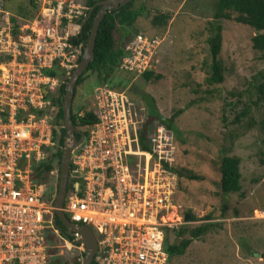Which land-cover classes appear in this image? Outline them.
Listing matches in <instances>:
<instances>
[{
  "label": "built area",
  "instance_id": "obj_1",
  "mask_svg": "<svg viewBox=\"0 0 264 264\" xmlns=\"http://www.w3.org/2000/svg\"><path fill=\"white\" fill-rule=\"evenodd\" d=\"M40 1L27 22L0 0V264H63L43 242L47 228L75 250L68 264H75L72 258L82 263L84 225L97 240L92 263L166 264L167 229L176 225L166 216L177 214L176 175L168 168L173 134L157 124L150 151H142L138 130L147 114L124 88L98 84L93 106L76 112H91L95 121L70 157L62 211L74 229L56 219L64 232L53 223L59 166L45 180L38 171L56 144L54 99L64 83L59 72L68 78L78 63L83 43L71 38L85 14L73 0ZM158 45V38L133 35L119 70L132 75L152 70ZM47 69L56 74L47 75Z\"/></svg>",
  "mask_w": 264,
  "mask_h": 264
},
{
  "label": "rangeland",
  "instance_id": "obj_2",
  "mask_svg": "<svg viewBox=\"0 0 264 264\" xmlns=\"http://www.w3.org/2000/svg\"><path fill=\"white\" fill-rule=\"evenodd\" d=\"M4 1L7 10L27 22H31L33 14L40 9L37 0ZM73 1L85 14V0ZM216 2L136 0L134 6H144L145 12L131 27H117L114 32L115 41L121 44L129 35L138 33L159 39L152 70L162 76L160 80L145 82L140 75L121 70L115 75L127 82L121 88L144 107L145 114L147 109L138 96L140 92L150 94L164 116L184 110L175 119L179 134H173L170 166L202 176L201 180H190L174 172L173 198L177 214L166 216V220L176 224L167 229L169 243L189 237L187 231L202 223L213 224L206 234L193 240L183 255L171 258L166 264H264V104H254V86L264 61L252 48L251 39L256 34L253 28L221 19L218 58L224 81L206 83L211 63L208 25L213 20ZM157 13L170 16L165 26L151 24V18ZM59 75L67 84L69 77L62 70ZM96 86L95 73H87L76 87L72 102L74 112L93 106ZM50 95L55 97V94ZM246 108H250L248 115L240 116ZM236 116L240 118L238 123L234 122ZM225 154L240 158L241 194H224L219 189L218 162ZM186 213L192 220L189 217L187 222L179 221ZM206 216L210 217L208 221H205ZM180 228L186 231L176 237ZM43 239L54 260H68L71 253H75L53 229H45Z\"/></svg>",
  "mask_w": 264,
  "mask_h": 264
},
{
  "label": "trees",
  "instance_id": "obj_3",
  "mask_svg": "<svg viewBox=\"0 0 264 264\" xmlns=\"http://www.w3.org/2000/svg\"><path fill=\"white\" fill-rule=\"evenodd\" d=\"M100 0H85V15L78 20L80 24L79 33L71 38L74 43L82 42L83 49L87 43L90 30L92 28L93 19L97 14L99 6H95L88 16V10L91 6ZM136 0L130 1L124 6H119L118 9H112L105 13L103 19L100 22L98 31L95 39L94 47V58L89 63L85 72L78 79L74 97L76 94V87L81 84L87 73H95L96 83H106L114 88H121L127 84L123 78H118L115 72L119 70V64L121 58L124 55V45L131 39L133 35H129L124 39L123 44L116 42L114 38V32L117 27L126 28L131 27L136 19L145 12L144 6L135 7L134 3ZM5 4V1L3 0ZM170 16L166 13H157L151 18V24L155 27L165 26L169 20ZM221 19L232 20L237 23L247 25L256 31V34L252 37V48L261 54V59L264 61V0H217L213 20L209 22L208 31L209 36L207 38V43L209 45V54L211 58V63L208 65L209 75L206 78L207 84H220L224 81L223 67L218 58L221 50V40H222V24ZM82 55V54H81ZM81 55L78 61L81 59ZM47 75H55V69L45 70ZM145 82L157 81L162 78L161 75L155 74L153 70H146L140 75ZM259 80H256L254 86L255 90V101L254 104H264V68L259 72ZM66 84H62L59 89V95L54 99V103L58 107L55 124L56 129H54L56 134V144L51 148L52 156H50L46 163L40 166L38 171V177L43 180L47 178L49 169L53 168L55 165H60V160L62 156V150L64 147L65 129L63 128V111H62V100L65 93ZM142 98L146 109L147 115L144 121L141 123V127L138 130V143L142 151H150L149 138L151 133L156 128L157 124L163 125L167 131L172 132V134L178 135L179 130L175 126V119L184 111L179 109L170 116H164L160 113L155 99L148 93L140 92L138 95ZM73 97V100H74ZM72 100V102H73ZM250 112V108H246L241 112L240 116H247ZM95 121V115L91 112H85L84 115L78 116L71 106V122L83 133L88 134L91 125ZM240 121L239 116L235 117L234 122L238 123ZM80 135L76 134V138ZM167 167V166H166ZM170 170L176 172L180 177L184 176L188 179L201 180L202 176L195 174L193 172H181L177 171L173 167H168ZM218 172L220 174L219 189L224 194L229 193H240L241 192V172H240V158L236 155H223L218 162ZM69 188V186H68ZM241 194V193H240ZM224 208V207H223ZM192 216L190 220H192ZM210 219L206 216L205 221ZM213 226L211 222H205L189 229L187 232L189 237H184L179 240V242L169 243L167 237L164 242V249L168 255V260L175 256L183 255L187 247L193 242V240L199 239L204 234H206L209 229ZM185 228H180L176 231V237H180L184 234ZM80 257H84L81 254ZM264 258V254H262ZM75 264H82L76 258H72ZM59 263L68 264V260L60 261ZM92 264H95L93 262Z\"/></svg>",
  "mask_w": 264,
  "mask_h": 264
},
{
  "label": "water",
  "instance_id": "obj_4",
  "mask_svg": "<svg viewBox=\"0 0 264 264\" xmlns=\"http://www.w3.org/2000/svg\"><path fill=\"white\" fill-rule=\"evenodd\" d=\"M130 1L133 0H100L95 2L88 10V16H89L92 9L95 6H99L97 14L93 19L92 28L90 30L87 43L85 44V47L83 49L81 59L78 61V63L76 64V66L74 67L68 78L65 87V93L62 100L63 128L65 129V138H64V147L62 150V156L59 165L58 190L54 203L55 211H54L53 223L56 227H59L56 221V219H58L66 227L74 229V225L69 221V219L63 213L62 207L65 199V194L67 191L71 153L74 150V148L82 142L84 138V133L78 130L71 122V106L74 97L75 86L80 76L85 72L89 63L94 58L96 34L100 22L103 19L105 13L112 9H118L119 6H124ZM76 134H79L80 137L76 138ZM189 217L190 214L186 213L184 215V222H187L189 220ZM79 232L81 234V241L85 245V253L82 264H92L94 254L97 251V240L95 234L92 231V229L86 225L80 227Z\"/></svg>",
  "mask_w": 264,
  "mask_h": 264
},
{
  "label": "clouds",
  "instance_id": "obj_5",
  "mask_svg": "<svg viewBox=\"0 0 264 264\" xmlns=\"http://www.w3.org/2000/svg\"><path fill=\"white\" fill-rule=\"evenodd\" d=\"M79 130V129H78ZM81 131V130H80Z\"/></svg>",
  "mask_w": 264,
  "mask_h": 264
}]
</instances>
